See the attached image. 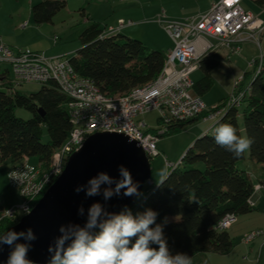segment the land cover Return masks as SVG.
Here are the masks:
<instances>
[{
  "label": "trees",
  "instance_id": "trees-1",
  "mask_svg": "<svg viewBox=\"0 0 264 264\" xmlns=\"http://www.w3.org/2000/svg\"><path fill=\"white\" fill-rule=\"evenodd\" d=\"M253 1L264 7V0ZM65 5V0H43L31 7V17L37 24L50 22ZM79 40L80 48L70 57L74 71L93 82L105 95L125 94L135 86L153 81L164 65L165 56L160 51L151 50L142 41L119 32L108 34L106 27L98 22L83 29ZM219 57L217 53H209L199 62L202 76L194 80L193 90L200 97L213 85L210 73L218 65ZM6 77L4 75L3 79ZM9 85L2 83L5 88H10ZM244 90L239 101L227 104L228 98L212 107L223 108V111L210 132L200 136L193 147L184 152L162 183L147 186L131 205L117 214L130 213L138 219L149 210L155 212V222L150 227L162 226L170 254L185 253L190 258L198 253L229 254L233 249L232 239L226 230L216 228L217 223L226 214L237 217L252 210L248 200L253 194L254 183L250 174L237 166L246 152L235 158L218 146L214 129L219 123H229L236 128L237 135L252 138L254 142L248 150V158L264 172V59L261 70ZM67 101L53 81L27 96L17 90H0V164L6 160L16 163L23 157H35L47 170L53 153L65 143L71 130ZM16 107L26 109L31 117L27 120L17 117ZM240 107L241 125L238 121ZM206 114L203 112L194 120L170 126L167 134ZM42 126L48 136L45 143L41 140ZM181 164L184 166L180 167ZM2 198L0 213L15 202V195L8 186ZM17 220L0 219V235ZM99 231L100 227L91 235ZM150 246L158 248L156 244Z\"/></svg>",
  "mask_w": 264,
  "mask_h": 264
},
{
  "label": "built area",
  "instance_id": "built-area-1",
  "mask_svg": "<svg viewBox=\"0 0 264 264\" xmlns=\"http://www.w3.org/2000/svg\"><path fill=\"white\" fill-rule=\"evenodd\" d=\"M241 3L242 0H218L203 14L162 21L164 30L174 42V48L165 56L161 72L153 81L135 86L121 95L103 94L93 82L74 71L66 54L45 56L35 51L14 50L0 43V63L10 66V87L15 88L23 83L43 85L55 82L68 98L66 107L71 123L67 140L53 153L47 170L39 163H29L28 158L23 157L21 163L14 165L7 173L8 187L17 192L19 202L3 210L0 219H19L27 214L22 206H26L28 211L34 207L44 187L62 173L68 156L79 150L94 133H124L135 140L150 158L159 154V137L166 135L170 126L194 120L203 112L207 114L201 119L215 122L223 108H206L201 97L193 90L191 75L199 67L200 60L212 51L225 48L233 52L246 40L260 44L264 20L244 9ZM123 26L120 20L117 26H106V31L108 34L119 32ZM199 40H204L201 47L198 46ZM256 61H260L262 67V59L253 60L249 65L253 67ZM260 67L256 73L261 70ZM238 94L233 93L227 104L239 101L244 90ZM149 112L157 114L156 129L149 128L140 120V116ZM176 165L166 163L169 169ZM259 192L264 193V180L253 185V194ZM248 202L253 205L250 199ZM236 218L234 214H226L216 228L226 230ZM261 236H264V230H250L243 234L241 243L249 245Z\"/></svg>",
  "mask_w": 264,
  "mask_h": 264
},
{
  "label": "rangeland",
  "instance_id": "rangeland-1",
  "mask_svg": "<svg viewBox=\"0 0 264 264\" xmlns=\"http://www.w3.org/2000/svg\"><path fill=\"white\" fill-rule=\"evenodd\" d=\"M41 1L43 0H0V43L8 45L14 50L35 51L43 53L45 56L66 54L68 57H72L76 55L77 50L80 48L79 34L83 29L92 22L100 23L101 27L117 26L120 21L117 20V16H121L123 17L121 21H123L125 27L131 26V22L133 23L132 26H135L133 31H126V36L138 39L151 50H158L163 56H166L174 48V42L164 30L162 21L167 20V17L170 18L171 15L181 13L184 7L191 8L195 2L194 0H65V7L59 10L50 22L37 24L31 17V7ZM205 1L199 0L202 9L205 7V5L203 6ZM241 5L244 9L251 11L254 16L264 19V9L256 5L253 0H243ZM191 16L190 14L187 17ZM210 40L215 43L213 39ZM238 47L233 52L225 48L218 49L219 63L210 73L213 78V85L208 92L201 96L206 108L215 107L227 100L233 93L234 95L238 94L248 87L257 69L261 66L260 61H256L253 67L250 66L249 64L253 60L262 59L263 65L264 33L260 44H257L254 40H246L241 42ZM245 73L246 75L243 77ZM0 75H7L5 79L0 78V90L6 92L17 90L22 95L27 96L38 91L41 86L37 83H23L15 88L3 87V81L8 82L10 78V66L7 63H0ZM201 76L202 71L197 68L191 78L197 80ZM241 110L240 107L238 118L240 125L242 122ZM14 113L24 120L31 117L29 111L20 107H16ZM140 120H143L151 129H156L158 126L155 112L140 116ZM213 124L214 121L212 120L203 121V119H198L185 124L176 132L159 137L157 143L159 154L149 158L150 180L154 186L159 183L161 169L166 167L169 172L170 169L166 166V163L178 164L183 152L193 147V144L199 138V133L207 128L210 132ZM41 140L44 143L48 140L45 126H42ZM246 152L248 157V151ZM28 161L31 164L38 163L35 157H31ZM244 162H247L246 159L238 163L243 164ZM20 163L21 160L16 163L6 160L0 164V205L3 203L2 193L8 186L7 173L14 165ZM183 166V164L180 165V167ZM47 188L48 186L44 187L40 192L41 195ZM12 193L15 195V202H19L17 192L12 191ZM40 197L38 198L40 199ZM245 218L246 215L237 216V222L226 229L230 233L234 245L228 258L238 264H264V252L261 259L258 260L259 262L255 263V256L249 254L245 247L240 244V239L243 236L242 230L249 225ZM168 219H171V217H168ZM171 255L174 256L175 254ZM205 256H216L221 259L210 262ZM242 256L247 257V260L242 261ZM222 258L225 257L213 253H198L191 258V264H222L218 262ZM224 260L228 259L225 258ZM248 260H252L251 263ZM224 263L226 264L228 261H224Z\"/></svg>",
  "mask_w": 264,
  "mask_h": 264
},
{
  "label": "water",
  "instance_id": "water-1",
  "mask_svg": "<svg viewBox=\"0 0 264 264\" xmlns=\"http://www.w3.org/2000/svg\"><path fill=\"white\" fill-rule=\"evenodd\" d=\"M175 63H178L175 60ZM41 112V109H38ZM127 168L132 176L133 183L137 185L138 195L125 196L122 189L119 194H113L109 198L103 195L104 189L109 187L101 184L100 193L95 196H87L88 181L104 172L113 179L111 187L115 188V182L122 179L119 168ZM149 158L142 147L124 133L100 132L90 135L82 147L71 153L65 163L62 173L48 186L40 199L18 221L5 230L27 232L31 229L36 239L31 241L28 259L34 264H49L55 254V245L63 227L71 235L77 228H84L89 221V209L94 203L101 206V214L97 218V225L87 229L91 234L101 223L117 215L124 208L131 205L142 191L152 184ZM84 186V190L77 193L78 186ZM81 208L83 211L81 212ZM24 243L23 239L18 241ZM53 251L49 252V247ZM0 264H6L10 248L8 245H0Z\"/></svg>",
  "mask_w": 264,
  "mask_h": 264
},
{
  "label": "clouds",
  "instance_id": "clouds-1",
  "mask_svg": "<svg viewBox=\"0 0 264 264\" xmlns=\"http://www.w3.org/2000/svg\"><path fill=\"white\" fill-rule=\"evenodd\" d=\"M214 140L235 158L242 157L254 142L250 137L237 135L236 128L229 123H219L215 127ZM119 172L122 179L115 182L114 189L111 187L113 179L101 172L88 181L86 195H98L101 184L109 185L103 192L106 199L114 193L119 194L122 189L125 196L138 195L137 185L133 183L129 170L121 165ZM168 174L166 167L161 169L159 183H162ZM82 190L83 185L75 189L77 193ZM22 207L30 214L26 206ZM101 210L98 203L90 207L87 225L71 233L74 239H71L67 246L65 243L70 238L69 234L63 227L60 228V232L64 234L57 238L55 254L49 264H191V258L185 253H178L175 256L170 254L167 241L163 238L162 226L150 227L156 218V213L151 210L138 219H134L130 213L113 215L99 225L98 234L91 235L87 229L97 225ZM21 239L26 242H18ZM35 239L36 236L31 229L27 232L9 230L0 235V245H8L10 248L6 264H34L28 259V253L31 241ZM150 244H156L158 248L151 247ZM52 251L50 246L49 252Z\"/></svg>",
  "mask_w": 264,
  "mask_h": 264
},
{
  "label": "crops",
  "instance_id": "crops-1",
  "mask_svg": "<svg viewBox=\"0 0 264 264\" xmlns=\"http://www.w3.org/2000/svg\"><path fill=\"white\" fill-rule=\"evenodd\" d=\"M194 1L195 2H194L193 6L191 8L184 7V9H183V11L181 13H176L175 15H171L170 18L167 17V20H171L172 18H173L172 20H174V19H182V18H185L187 16H190V14L192 16H197L199 14H203V13H205V12H207L209 10V8H210L212 3H214V2H216L218 0H206L205 4H203V6L205 5V7H203V9H202V6L199 5V0H194ZM263 9H264V7H263ZM121 19L123 20V17L117 16V20H121ZM164 19H166V18H164ZM260 19H262V18H260ZM262 20H264V19H262ZM164 21H166V20H164ZM132 24L133 23L131 22V26H127V27L123 26L119 30V33L125 35L126 31L127 32L133 31V27H135V26H132ZM109 26H113V25H109ZM203 44H204V40H199L198 41V46L199 47H201ZM211 53H217L218 54L219 52H218V49H217L215 51H212ZM0 78L3 79V75H0ZM203 121H208V120H203ZM207 132H209L208 128L203 130L201 133H199L198 137L204 135ZM183 154H184V152H183ZM246 155H247V152H246L245 158H244V159H246L247 162H244L243 164L238 163L237 164L238 168L242 169V167H244L243 170L247 171L250 174V177H251V174H252L253 176L251 178H252V181H253L254 184H255L256 181L259 182L261 180H264V172L261 170L260 165H258L255 162L251 161ZM250 200L253 203V205H251L252 206V210L249 213L244 214V215H246L245 221L248 222L249 225H247L242 230V232H243L242 234H244V233H246V232H248L250 230H253V229H262V230H264V193L263 192H259V193H256V194H252ZM239 216H241V215H239ZM252 220H253V222H251ZM236 222H237V218H236V221L234 223H232L231 225L235 224ZM240 244L245 247L246 251L249 254H251L252 256H255V258H256V260L254 261L255 263L259 262L258 260L261 259L262 255H263V252H264V250H263L264 249V236H261V237L255 239L249 245L242 244L241 243V239H240ZM233 247H234V245H233ZM231 252L229 254H227V255H223L228 260H224L225 258H222V260H220L218 262H221L222 264H225L224 261H228V263H226V264H238V263H235V262L229 260L228 257L230 256ZM205 257L210 262L212 260L217 261V259H221V258H217L216 256H205ZM241 260L245 261V260H247V257L245 258L244 256H242ZM252 260H250V261L248 260V262L251 263ZM263 263H264V261H263Z\"/></svg>",
  "mask_w": 264,
  "mask_h": 264
}]
</instances>
